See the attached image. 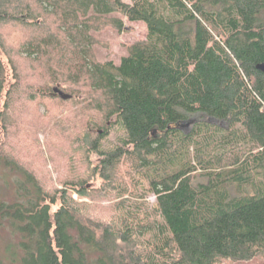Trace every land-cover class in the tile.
Listing matches in <instances>:
<instances>
[{"label":"trees","instance_id":"16d2710c","mask_svg":"<svg viewBox=\"0 0 264 264\" xmlns=\"http://www.w3.org/2000/svg\"><path fill=\"white\" fill-rule=\"evenodd\" d=\"M31 1L0 0V24L43 28L47 16L57 18L75 68L98 73L114 119L92 121L82 147L99 162L62 188H46L0 151V164L19 175L14 199L0 197V232L9 234L0 264H264V0ZM115 12L145 22L147 37L119 64L99 62L92 31L122 30L123 18L108 17ZM64 44L48 35L22 50ZM3 50L0 38V143L18 90L7 88ZM96 176L122 198L108 220L71 194L89 197Z\"/></svg>","mask_w":264,"mask_h":264},{"label":"rangeland","instance_id":"374dc122","mask_svg":"<svg viewBox=\"0 0 264 264\" xmlns=\"http://www.w3.org/2000/svg\"><path fill=\"white\" fill-rule=\"evenodd\" d=\"M24 1L33 4L31 0ZM108 17L123 18L124 28L118 30L112 25H106L92 31L96 38L93 46L95 58L99 62L112 60L119 64L131 44L146 39L147 26L145 22L130 21L118 12ZM48 35L63 38L65 44L57 52L47 49L38 50L34 54L23 52L22 45L25 42ZM0 38L4 43L1 55L7 68V88L14 83L18 87L17 92H14V104L8 114V123L1 131L2 156L10 155L18 159L50 190L62 188L67 181L88 178V167L99 162V155L92 153L87 161L81 137L92 121L104 124L114 119V116H110L114 110L113 102L98 73L95 70L79 71L75 68L65 34L53 16H47V26L43 28L29 23L5 21L0 24ZM55 88L71 99L65 101L60 97L49 96ZM39 90L47 96L41 94L32 97L31 94ZM3 101L0 109L3 108ZM209 120L222 127L228 126L226 121ZM97 129L94 127L95 131ZM117 136L118 131L113 128L102 141L109 146L116 141ZM122 169L125 167L122 166ZM18 176L4 163L0 164L1 198L14 199L13 179ZM103 185L106 184L96 176L87 182V187L93 188L89 197H80L74 190L71 194L75 199L87 203L91 214L108 220L116 213V205L122 198L118 190L113 191ZM144 200L151 207L156 197L149 194ZM8 236L6 231L0 232V241ZM260 262L262 259L258 258L243 264Z\"/></svg>","mask_w":264,"mask_h":264},{"label":"water","instance_id":"95a60500","mask_svg":"<svg viewBox=\"0 0 264 264\" xmlns=\"http://www.w3.org/2000/svg\"><path fill=\"white\" fill-rule=\"evenodd\" d=\"M257 68L259 70H261L262 72H264V62H260L258 65H257ZM53 93H58L61 97L63 98H69V95L65 94L63 91H61L60 89L58 88H55L53 90ZM184 125L188 126L189 123H185Z\"/></svg>","mask_w":264,"mask_h":264}]
</instances>
